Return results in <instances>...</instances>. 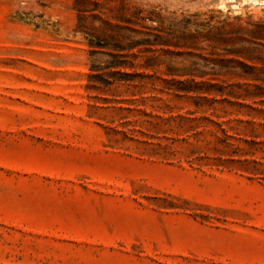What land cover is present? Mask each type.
Masks as SVG:
<instances>
[{"label": "rangeland", "instance_id": "obj_1", "mask_svg": "<svg viewBox=\"0 0 264 264\" xmlns=\"http://www.w3.org/2000/svg\"><path fill=\"white\" fill-rule=\"evenodd\" d=\"M237 18L264 0H0V264H264V55L200 40Z\"/></svg>", "mask_w": 264, "mask_h": 264}, {"label": "trees", "instance_id": "obj_2", "mask_svg": "<svg viewBox=\"0 0 264 264\" xmlns=\"http://www.w3.org/2000/svg\"><path fill=\"white\" fill-rule=\"evenodd\" d=\"M235 21L236 23H232L224 20L220 22L218 26L206 25L208 30L206 32H200V40L208 42L209 47L213 49H223L235 57L244 58L248 61H253L255 55H264V22H246L244 26L239 24V22H241L239 18ZM178 32L177 29L171 30V41L176 40L177 42L181 41L187 44L189 43L188 41L192 39L185 28H183L181 37ZM144 35L149 36V34L145 33ZM177 42L173 45L177 46ZM200 59L203 61L204 65L213 64L215 65L214 67H219V70H225L226 73L224 75H236L237 72L240 71L241 75L249 76L252 73L251 70H254L249 65L239 61L225 62V60H210L207 57ZM212 70L216 71L215 68ZM200 73L201 77L216 75V73Z\"/></svg>", "mask_w": 264, "mask_h": 264}]
</instances>
